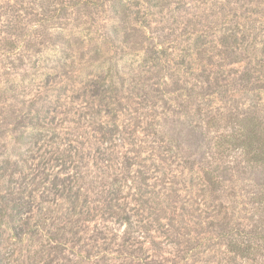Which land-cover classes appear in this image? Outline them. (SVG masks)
I'll use <instances>...</instances> for the list:
<instances>
[{
    "label": "rangeland",
    "instance_id": "obj_1",
    "mask_svg": "<svg viewBox=\"0 0 264 264\" xmlns=\"http://www.w3.org/2000/svg\"><path fill=\"white\" fill-rule=\"evenodd\" d=\"M0 264H264V0H0Z\"/></svg>",
    "mask_w": 264,
    "mask_h": 264
},
{
    "label": "trees",
    "instance_id": "obj_2",
    "mask_svg": "<svg viewBox=\"0 0 264 264\" xmlns=\"http://www.w3.org/2000/svg\"><path fill=\"white\" fill-rule=\"evenodd\" d=\"M260 157H262V155ZM260 159H262V158H260Z\"/></svg>",
    "mask_w": 264,
    "mask_h": 264
}]
</instances>
